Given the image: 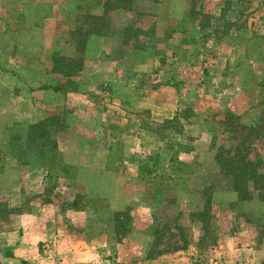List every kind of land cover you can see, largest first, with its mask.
I'll return each mask as SVG.
<instances>
[{"label": "rangeland", "instance_id": "374dc122", "mask_svg": "<svg viewBox=\"0 0 264 264\" xmlns=\"http://www.w3.org/2000/svg\"><path fill=\"white\" fill-rule=\"evenodd\" d=\"M31 215L21 264H264V0H0V264Z\"/></svg>", "mask_w": 264, "mask_h": 264}, {"label": "crops", "instance_id": "0c3cea01", "mask_svg": "<svg viewBox=\"0 0 264 264\" xmlns=\"http://www.w3.org/2000/svg\"><path fill=\"white\" fill-rule=\"evenodd\" d=\"M23 218L24 228L26 230L28 229L29 232L15 239L13 246L9 247L11 251L3 256V264H21L23 259H34L39 255V250L37 248L39 242L46 237L47 231H44L46 225L41 226L38 224L37 226L36 222H31L36 220V218L33 220L32 215L31 217L26 216ZM77 244L78 246L76 245L75 247H72L74 246V244H72V246L68 247L69 249L57 253L56 259L53 256H45V258L43 256L38 264H84L91 262V259H94L93 264L99 262V259H96L99 256L94 252L89 251V249L86 250L84 245H82L83 248H80L81 244L79 242ZM230 258H232V255Z\"/></svg>", "mask_w": 264, "mask_h": 264}, {"label": "trees", "instance_id": "16d2710c", "mask_svg": "<svg viewBox=\"0 0 264 264\" xmlns=\"http://www.w3.org/2000/svg\"><path fill=\"white\" fill-rule=\"evenodd\" d=\"M187 20H188V18H187L186 16H184V17H182L181 19L177 20V21H176V24L172 25V29H173V31H174V32H181V33H185V32H187V30H188V27H187ZM233 24H234V23H233ZM194 41H195L194 39H191V38H187V37H185V38L182 40V43H192V42H194ZM53 88L56 89V90H60V89H61V87H57V86H53ZM41 128H42L41 124H38V125L36 124V125H30V126H27V128H26L27 133H25V135L27 134V138H30V137L32 136L31 134H33V132H32L33 130H39V129H41ZM28 132H29V133H28ZM22 136H23V135H14V136L12 137V141H14V142H22V141H21V140H22ZM25 139H26V137H24V140H25ZM24 142H25V141H24ZM45 147H46V144H44L43 152L47 150ZM179 147H180V149H188V150L193 148L192 146H190V145H185V144H180ZM45 156H46V157L48 156L47 153H45ZM158 162H159L158 159H155L154 164H153L152 166H150V165H145V164L141 165V166H140V174H142L143 172H146V173L150 174L151 172H153L154 170L157 169V168H156V163H158ZM180 162L183 163L182 161H177V163H179V164H180ZM74 169H75V167H73L72 165H69V164H67V163H61V165H59V167H56V176H57L58 174H60V172L63 173L64 175H68V174H69L72 170H74ZM245 171H246V170H245ZM237 176H238V175H237ZM50 177H51V176H50ZM177 180H178V179H177ZM235 180H236V181H234L235 184L238 183V182H240V180H241L240 176H238V178L235 177ZM177 184H185V183H184L183 180H181L180 182L177 181ZM125 219L128 220L127 216H126ZM124 221H125V220H124Z\"/></svg>", "mask_w": 264, "mask_h": 264}]
</instances>
